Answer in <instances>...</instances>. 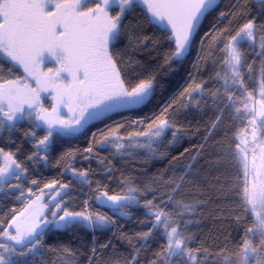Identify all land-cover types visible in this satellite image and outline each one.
I'll return each mask as SVG.
<instances>
[{"label":"snow or ice","instance_id":"6c2138e0","mask_svg":"<svg viewBox=\"0 0 264 264\" xmlns=\"http://www.w3.org/2000/svg\"><path fill=\"white\" fill-rule=\"evenodd\" d=\"M0 264H264V0H0Z\"/></svg>","mask_w":264,"mask_h":264},{"label":"trees","instance_id":"16d2710c","mask_svg":"<svg viewBox=\"0 0 264 264\" xmlns=\"http://www.w3.org/2000/svg\"><path fill=\"white\" fill-rule=\"evenodd\" d=\"M181 71H183L182 69H181ZM171 79H176L175 77H170ZM183 81L181 80V81H178V84L179 83H182ZM178 86V85H177ZM185 146H187V145H185ZM165 163H166V161H165ZM121 223H123V221H121Z\"/></svg>","mask_w":264,"mask_h":264}]
</instances>
